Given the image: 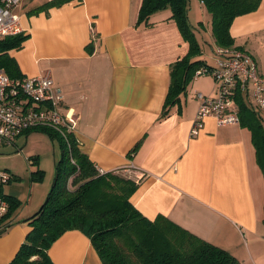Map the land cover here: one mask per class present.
Here are the masks:
<instances>
[{
    "label": "crops",
    "instance_id": "1",
    "mask_svg": "<svg viewBox=\"0 0 264 264\" xmlns=\"http://www.w3.org/2000/svg\"><path fill=\"white\" fill-rule=\"evenodd\" d=\"M47 1L22 0L17 11L29 36L10 55L23 76L52 75L65 108L77 119L74 133L81 149L99 170L136 180L131 201L146 217L164 215L240 261L262 264L264 177L251 131L208 117L200 134L192 136L197 93L209 91L202 76L161 117L170 66L189 50L172 10L152 14L146 24L138 20L143 0H72L35 11ZM200 5L205 6L201 0ZM209 20L214 61L217 44ZM191 25L202 48L198 58L204 59L209 47L201 39L207 37ZM231 33L235 45L251 53L264 73V0L257 10L236 17ZM30 135L19 138L27 141ZM17 140L13 145L19 147ZM5 194L21 201L10 218L12 226L0 235V264H12L32 230L26 220L44 198L23 203L18 191ZM48 254L54 264H104L91 239L76 229L63 233Z\"/></svg>",
    "mask_w": 264,
    "mask_h": 264
},
{
    "label": "trees",
    "instance_id": "2",
    "mask_svg": "<svg viewBox=\"0 0 264 264\" xmlns=\"http://www.w3.org/2000/svg\"><path fill=\"white\" fill-rule=\"evenodd\" d=\"M72 0H48L35 11L60 7ZM82 1V0H81ZM212 23V34L220 46L235 45L231 27L236 17L257 10L262 0H201ZM170 8L184 39L188 53L170 66L171 82L161 117L179 105L180 95L194 80L196 71L210 65L202 55V48L188 16L189 0H143L139 22L149 24L152 14ZM29 35L24 32L0 38V69L11 77L23 76L17 61L10 55L19 49ZM92 53L93 45H87ZM240 105V124L252 133L256 157L264 174V114L237 94ZM35 131L59 139L62 154L55 165L53 186L40 208L26 221L32 226L12 264H54L48 254L52 244L68 230H80L92 241L104 264H247L228 250L191 233L164 215L146 217L131 201L138 183L119 172H101L83 151L75 134L65 139L49 128ZM136 148H134L135 152ZM37 165L38 157H30ZM44 171H31L33 181L42 180ZM10 204L6 218H11L21 201L3 193ZM12 226L5 230L7 231ZM4 231V232H5ZM1 233L0 235H2Z\"/></svg>",
    "mask_w": 264,
    "mask_h": 264
},
{
    "label": "built area",
    "instance_id": "3",
    "mask_svg": "<svg viewBox=\"0 0 264 264\" xmlns=\"http://www.w3.org/2000/svg\"><path fill=\"white\" fill-rule=\"evenodd\" d=\"M21 2L0 0V38L23 32L17 11ZM203 75L212 76L217 95L197 93L200 105L192 136L200 134L208 117H214L219 125L239 124L240 92L248 104L264 113V73L248 51L236 45H216L213 64L200 67L194 78ZM72 111L65 108L62 90L49 72L14 78L0 69V147L13 145L20 136L36 128H49L67 139L70 133L75 134L77 125ZM0 179L7 183L12 176L4 170L0 171ZM9 210V202L0 196V234L11 223L6 218Z\"/></svg>",
    "mask_w": 264,
    "mask_h": 264
},
{
    "label": "rangeland",
    "instance_id": "4",
    "mask_svg": "<svg viewBox=\"0 0 264 264\" xmlns=\"http://www.w3.org/2000/svg\"><path fill=\"white\" fill-rule=\"evenodd\" d=\"M189 9H193L191 13V23L195 26V29L198 26L200 27V29L198 28L196 31H198L200 36L205 35L203 37H207L205 40L201 39V42L207 43L206 45L209 47V50L206 51L203 58L205 60L207 59L209 64H213V59L209 57L211 52V42L208 33L211 25L209 20L210 14L205 6L200 5V0H189L188 10ZM202 23L206 28L202 25ZM200 80L206 83L209 89L207 93L208 95H217V92L214 94L213 91L215 81L211 75H207L206 77L202 76ZM19 139V141L17 140L20 144L19 147H16L15 145L0 147V171L5 170L12 176V179L7 183L0 179V185H2L3 193L12 188L15 191H18L19 195L22 196L23 203L31 197L33 200H35V198L39 200L44 198L45 201L55 180L56 162L61 158L62 148L60 141L59 139L52 140L48 134L41 131L32 132L27 141L24 137ZM34 156H37L39 159V163L37 165L30 161V157ZM37 168L44 171V176L42 180L33 181L31 179V171ZM261 173L264 177L262 169ZM14 174L17 178H15ZM261 260L263 262L262 264H264L263 253L261 255Z\"/></svg>",
    "mask_w": 264,
    "mask_h": 264
}]
</instances>
